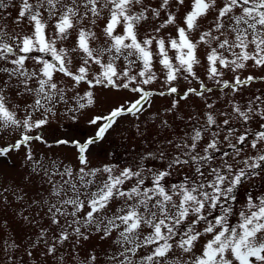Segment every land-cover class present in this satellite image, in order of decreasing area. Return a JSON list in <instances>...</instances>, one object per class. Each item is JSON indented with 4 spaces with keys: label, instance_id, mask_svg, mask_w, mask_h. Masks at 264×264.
Returning <instances> with one entry per match:
<instances>
[{
    "label": "snow or ice",
    "instance_id": "obj_1",
    "mask_svg": "<svg viewBox=\"0 0 264 264\" xmlns=\"http://www.w3.org/2000/svg\"><path fill=\"white\" fill-rule=\"evenodd\" d=\"M12 23L0 24V132L17 138L0 147V160L23 149V179L38 177V188L26 200L23 188L0 186L3 210L10 194L26 204L15 213L21 227L36 229L18 243L8 221L0 224L8 264L21 249L31 264L37 249L56 264H97L96 249L79 255L93 238L108 244L105 264H264V186L247 191L264 181V95L237 99L264 82L240 74L264 69V0H19ZM157 81L161 90L149 88ZM96 89L136 98L89 114ZM154 95L174 97L165 112L183 123L179 133L160 118L148 136L141 116ZM190 96L204 110L186 118L178 109ZM61 113L86 117L94 130L83 142L55 140L76 149L75 166L33 151V142L53 147L43 131ZM124 117L148 146L130 165L91 166L89 150ZM185 167L191 172L173 182Z\"/></svg>",
    "mask_w": 264,
    "mask_h": 264
},
{
    "label": "rangeland",
    "instance_id": "obj_2",
    "mask_svg": "<svg viewBox=\"0 0 264 264\" xmlns=\"http://www.w3.org/2000/svg\"><path fill=\"white\" fill-rule=\"evenodd\" d=\"M158 0H154V3ZM189 0H186L188 3ZM8 7L6 9H0V13L3 14L6 19L0 20V24H7L8 29L16 27L12 22L18 14L19 0H7ZM184 9H181L183 11ZM203 23V21H202ZM102 24V22H101ZM23 27V26H21ZM19 30V28H17ZM26 30V29H25ZM99 33V29L96 30ZM75 37L73 36L69 41L65 42L64 46L71 48L74 45ZM95 46V45H93ZM31 62H29L30 65ZM198 73L202 75V69H197ZM242 77L247 75H253L257 78L264 76V69H254L248 68L240 73ZM231 74H229L230 76ZM225 78H228L227 76ZM211 83V82H209ZM83 87V86H82ZM178 87L181 92H183L188 84L186 81H178ZM152 90H161L160 82L149 86ZM96 95L98 97V102L93 109L90 110L89 114H99L101 112L106 113L110 108L115 107L119 104L124 103L127 100L135 99V94H132L126 90L115 91V90H102L96 89ZM242 95L238 96L237 99L241 102L246 101L249 97H254L255 95H264V82L257 79L252 85L247 88L241 89ZM219 95V93H217ZM215 98V97H213ZM174 97L164 96L160 97L154 95L151 98V107L141 116V121L147 122L148 124V136L151 137L157 131V125L159 124L160 118L167 119L176 128L177 132L183 128V123L179 120H175L176 113H166L165 109L170 107L171 101ZM218 104L217 107H221ZM179 112L186 118L189 115L202 114L204 110V105L202 101L197 98L190 96L187 101H180ZM159 114L156 121L153 122L149 119L152 114ZM130 118L124 117L119 121V126L112 131L106 138L107 142H102V145H93L89 150L88 158L91 161V166H100L103 163L116 162L119 163L121 167L125 165L132 164L137 156L138 152L143 151L148 145L141 138L135 135V130L127 124ZM252 127H256L255 124ZM45 139L49 143L53 144L52 148L40 144L38 142H33V151L37 154V158L41 155L45 157V160H62L65 164L71 163L73 166L76 164V149L69 143L68 145H55V140L64 139L68 141L79 140L83 142L86 138L94 134L93 128L88 125L87 118L81 117L77 121H73L68 117L64 116L62 113L58 115L57 118L51 120L50 124L47 125L43 131ZM169 133L165 132V135ZM17 138L15 134L10 132H0V147L7 145L8 143L14 142ZM161 139L163 137H160ZM225 150H227L225 148ZM109 153L116 154L115 156L109 155ZM29 169L24 165L23 162V149L20 153H12L11 161L0 160V186H8L11 184L13 188L20 187L23 188L25 192L28 193L26 200H29L33 194L37 191L38 185L36 181L38 177L32 176V183L28 184L24 181V176L28 173ZM191 172V169L185 167L181 170L179 175H174L171 177L173 182H179L183 175ZM262 186H264V181L260 178L256 179L254 186L247 188L249 193H259ZM48 186L44 185V191H47ZM241 192L244 189L240 190ZM8 199L12 201L11 207L5 212L3 210V205H0V224L4 220L8 221V227L12 234L16 236L17 242L25 236L33 235L35 228L29 230L28 228H22L21 222L15 216L16 212H19L22 208L26 207V204L16 203L14 198L9 194ZM34 211L30 209L29 212ZM29 212H25L28 215ZM47 221H44V225H47ZM6 235L5 231H0V239ZM108 248V244L99 241L97 238H93L88 244H86L85 249L79 250L80 257H84L87 251L91 249H96V254L98 256L97 264H105L103 251ZM42 249H37L34 251V257L36 264H42V259H46L47 264H56L51 258H41L39 256V251ZM71 252L70 247H65L60 249V253ZM13 256L16 264H20L21 259L25 261V264H31L30 259L24 254L23 249L18 252L10 253ZM59 254V253H58ZM7 255L5 252L0 250V264H8ZM67 264H73L70 257H66Z\"/></svg>",
    "mask_w": 264,
    "mask_h": 264
}]
</instances>
